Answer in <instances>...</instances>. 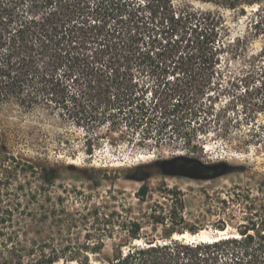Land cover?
<instances>
[{
  "label": "trees",
  "instance_id": "obj_1",
  "mask_svg": "<svg viewBox=\"0 0 264 264\" xmlns=\"http://www.w3.org/2000/svg\"><path fill=\"white\" fill-rule=\"evenodd\" d=\"M198 1L215 8L173 0H0V105L56 112L85 132L89 153L101 144V128L118 133L108 136L112 144L191 152L212 136L238 150L264 148V0ZM253 4L250 28L262 45L250 54L247 37L232 36L222 10L244 14ZM241 59L232 85L242 88L220 104L230 66ZM254 92L260 97L247 100ZM146 174L140 165L129 177ZM145 194L146 186L137 191ZM245 200L253 209L255 198ZM141 228L128 220L109 255L99 237L64 245L8 236L0 264H92L89 254L103 255L99 264H264V197L246 224L210 241H188L175 229L146 237Z\"/></svg>",
  "mask_w": 264,
  "mask_h": 264
},
{
  "label": "rangeland",
  "instance_id": "obj_2",
  "mask_svg": "<svg viewBox=\"0 0 264 264\" xmlns=\"http://www.w3.org/2000/svg\"><path fill=\"white\" fill-rule=\"evenodd\" d=\"M188 1L215 8L198 0H173L176 5ZM256 8L257 4L245 6L244 14L222 10L232 36L247 37L250 54L262 45L261 37L250 28ZM243 63L242 59L232 62L227 74L233 75L230 87L220 94V104L239 94L242 87L232 83ZM260 95L254 92L247 100ZM259 120L264 121V112ZM109 135L101 128V144L89 153L85 132L56 112L0 105V242L10 244L8 236H12L20 244L44 240L75 245L91 244L99 237L104 242L103 255H109L112 246L123 240L121 229L128 220L139 222L146 237L159 238L175 229L184 230L181 237L192 241L235 232L259 209L264 197V148L251 145L238 150L209 136L201 148L188 152L169 144L142 147L124 139L112 144ZM175 156L203 164L225 162L227 170L212 178L164 174L160 161ZM140 165L148 175L142 180L130 178L131 170ZM143 186L146 194L141 198L137 191ZM246 196L255 198L253 209L246 208L251 204ZM155 218L161 221L156 223ZM108 232L111 237L104 235ZM103 255L88 258L99 264Z\"/></svg>",
  "mask_w": 264,
  "mask_h": 264
},
{
  "label": "water",
  "instance_id": "obj_3",
  "mask_svg": "<svg viewBox=\"0 0 264 264\" xmlns=\"http://www.w3.org/2000/svg\"><path fill=\"white\" fill-rule=\"evenodd\" d=\"M178 158H187L188 160L197 161L200 165H202L207 170V173L198 175V174H191V173H186V172H174V171L164 169V166L166 164H170V162H172L173 160L178 159ZM160 163H161V165H160L161 170L164 174L182 175V176H188V177H192V178H212V177H216L218 175L223 174L227 170V164L225 162L203 164L195 158H188V157H184V156H175L171 159H164V160L160 161ZM195 167H196V169H198V165H196ZM147 175L148 174H146V176ZM137 180H142V179H137Z\"/></svg>",
  "mask_w": 264,
  "mask_h": 264
},
{
  "label": "flooded vegetation",
  "instance_id": "obj_4",
  "mask_svg": "<svg viewBox=\"0 0 264 264\" xmlns=\"http://www.w3.org/2000/svg\"><path fill=\"white\" fill-rule=\"evenodd\" d=\"M196 165H198V169H196L195 167ZM164 169L174 172H186V173L198 174V175L207 173V170L197 161L188 160L187 158L175 159L172 162H170V164H166L164 166Z\"/></svg>",
  "mask_w": 264,
  "mask_h": 264
},
{
  "label": "bare ground",
  "instance_id": "obj_5",
  "mask_svg": "<svg viewBox=\"0 0 264 264\" xmlns=\"http://www.w3.org/2000/svg\"><path fill=\"white\" fill-rule=\"evenodd\" d=\"M183 238H184V237H183ZM199 239H200V240H205V241H206V240H208V241L211 240V238L208 237V236H207V237H199ZM199 239H198V240H199ZM187 240H189V239L187 238ZM189 241H191V239H190Z\"/></svg>",
  "mask_w": 264,
  "mask_h": 264
}]
</instances>
